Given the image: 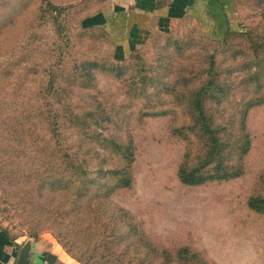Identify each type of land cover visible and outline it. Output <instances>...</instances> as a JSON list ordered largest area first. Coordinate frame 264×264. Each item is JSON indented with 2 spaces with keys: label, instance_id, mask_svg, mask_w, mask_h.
<instances>
[{
  "label": "rangeland",
  "instance_id": "1",
  "mask_svg": "<svg viewBox=\"0 0 264 264\" xmlns=\"http://www.w3.org/2000/svg\"><path fill=\"white\" fill-rule=\"evenodd\" d=\"M49 2L64 7L60 16L48 10ZM238 4L240 11L234 6L229 10L232 33L226 42L248 47L249 33L264 39V0H238ZM107 6V0H0V229L19 240L20 247L31 240L39 252L38 244L42 245L45 255H39L50 259L47 264H81L80 258L90 254L88 239L78 240L74 251L63 246L73 237H63L61 231L75 225L73 220L69 225L60 219V199L52 207L56 209L52 216L45 217L38 211L44 203L26 204L27 185L18 177L46 175V169L55 161L61 163L60 155L69 151L86 171L78 179H89L74 183L92 195L94 208L96 199L104 197L101 172L120 163L107 137L126 140L130 121L137 145L133 186L115 191L108 202L132 211L148 234L165 245L190 243L204 250L215 264H264V223L241 202L252 179L264 168V107L255 109L250 116L254 148L243 178L196 187L179 183L174 173L183 143L174 142L168 135L165 117L145 122L137 118L144 101L142 95L148 92L156 103L158 95L168 97L158 94L165 89L154 81L157 72L153 69L165 59L160 58L162 53L165 51L167 57L174 49L171 58L177 66L187 65L189 60L178 55L174 46L163 49L168 39L159 38L161 45L157 39H147L134 49L144 55L145 65L131 69L135 66L131 63L133 50L119 59L105 26L98 33L94 32L97 29L85 32L80 27L84 16ZM195 27L200 33L210 32V25L187 16L167 33L181 36L195 31ZM66 30L70 44L62 36ZM206 41L198 35L194 38L198 47L188 48L186 56L195 59ZM224 58L223 69L236 65ZM87 60L107 67L113 64L116 69L95 67L86 76L82 67ZM148 65L155 66L151 70ZM50 81L54 82L51 88L47 85ZM50 99L58 102L60 115L52 119L59 131L55 146L50 144L43 114ZM71 112L81 116L77 120ZM92 115L104 117L105 123L94 124ZM85 224L92 227L89 221ZM35 231L37 235L32 236ZM82 251L85 252L81 254Z\"/></svg>",
  "mask_w": 264,
  "mask_h": 264
},
{
  "label": "trees",
  "instance_id": "2",
  "mask_svg": "<svg viewBox=\"0 0 264 264\" xmlns=\"http://www.w3.org/2000/svg\"><path fill=\"white\" fill-rule=\"evenodd\" d=\"M109 1L107 0V4ZM229 2L240 11L238 0H207V15L213 24L207 34L200 33L197 27L194 28L195 31H189L188 34L181 35L182 37L156 31L147 41L157 39V44L161 45L159 38L168 39L162 44L166 46L163 49L174 46L176 52H179L178 55L189 60L187 65L177 66L171 58L175 55L174 49L167 57L165 51L160 49L164 51L160 58L164 56L165 59L162 58L159 64L154 65L155 69L154 66L148 67L157 72V80L154 81H159L165 89L158 94H166L168 97L158 95L156 103L155 98H149L148 92L142 95L144 101H141V114L137 118L142 122L166 118L168 135L174 142H182L184 146L174 176L179 183L186 186L196 187L213 182L230 183L246 175L254 148V137L249 127L250 116L255 109L264 107V39L260 40L259 34L249 33L250 46L227 44L226 38L232 33L227 13ZM62 7L49 2L48 10H52V14L58 12L60 16L64 10ZM101 11L99 9L84 16L80 27L85 32L91 29H97L94 32L102 31L101 26L85 23L88 18ZM195 32L207 40V43L200 47L202 49L196 53L198 55L194 59L186 56L185 52L188 48L198 47L194 42V38L198 36ZM62 36L66 44H70L71 37L67 30ZM224 57L235 61L236 65L223 69L221 62ZM144 59L141 51L133 50L131 63L136 67L130 68H143ZM101 66L105 70L116 69L113 64L107 67L98 61L87 60L83 61L82 70L88 76V70ZM231 77L232 80L228 79ZM47 85L51 88L54 82L50 81ZM57 103L50 99L48 109L43 112L52 146L58 145L59 138V131L52 120L60 116ZM74 114L77 120L81 116L71 112V117ZM64 118L67 117L64 115ZM91 118L94 124L99 121V126L105 123L104 117L92 115ZM127 125L129 128L125 132L128 137L126 140L118 141L107 137L113 143L110 147L119 157L120 163L115 168L101 170L103 178L100 185L104 197L96 199L94 208L92 195L86 193L81 184L74 183L76 180L84 182L89 179H78L86 171L72 159L69 151L60 155L61 163L55 161L46 169V175L31 173L18 177L27 185L26 204H31L32 201L44 203L38 211L48 217L56 210L52 208L56 199H60L57 202V208L61 209L60 219L68 221L69 225L73 220L75 225L72 229L65 227V231H61L63 237H73L69 241L72 244L66 241L63 246L74 251L78 240L88 239L86 245L90 254L85 259L80 258L81 264H215L204 250L190 243L165 245L156 241L132 211L110 200L108 202L107 198L110 199L115 191L133 186L137 145L135 129L130 121ZM241 200L247 210L264 223V168L252 179L250 190ZM105 210H109V213ZM85 221H89L92 227L87 226ZM76 222L80 225L76 226ZM36 235L35 231L32 236Z\"/></svg>",
  "mask_w": 264,
  "mask_h": 264
},
{
  "label": "crops",
  "instance_id": "3",
  "mask_svg": "<svg viewBox=\"0 0 264 264\" xmlns=\"http://www.w3.org/2000/svg\"><path fill=\"white\" fill-rule=\"evenodd\" d=\"M206 3L207 0H110L103 11L88 18L85 23L105 26L116 44L117 57L122 59L127 51L142 45L153 32H168L187 16L199 19L211 29L213 24L207 15ZM231 7L229 2L228 16ZM39 246V253L45 255L44 248ZM19 250L20 241L10 239L0 229V264H16ZM47 259L42 257L41 263L47 264Z\"/></svg>",
  "mask_w": 264,
  "mask_h": 264
},
{
  "label": "water",
  "instance_id": "4",
  "mask_svg": "<svg viewBox=\"0 0 264 264\" xmlns=\"http://www.w3.org/2000/svg\"><path fill=\"white\" fill-rule=\"evenodd\" d=\"M35 244L29 240L22 247H20L16 264H38L42 262V256L34 248ZM35 261L34 262H32Z\"/></svg>",
  "mask_w": 264,
  "mask_h": 264
}]
</instances>
